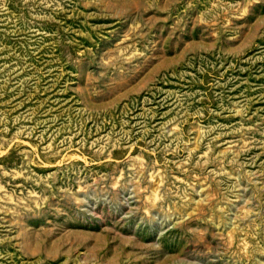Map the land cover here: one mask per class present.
<instances>
[{
	"label": "rangeland",
	"instance_id": "374dc122",
	"mask_svg": "<svg viewBox=\"0 0 264 264\" xmlns=\"http://www.w3.org/2000/svg\"><path fill=\"white\" fill-rule=\"evenodd\" d=\"M0 264H264V0H0Z\"/></svg>",
	"mask_w": 264,
	"mask_h": 264
}]
</instances>
